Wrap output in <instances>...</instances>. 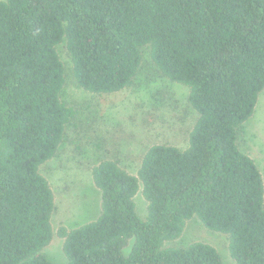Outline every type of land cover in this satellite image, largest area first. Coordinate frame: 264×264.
Returning a JSON list of instances; mask_svg holds the SVG:
<instances>
[{
	"label": "trees",
	"instance_id": "1",
	"mask_svg": "<svg viewBox=\"0 0 264 264\" xmlns=\"http://www.w3.org/2000/svg\"><path fill=\"white\" fill-rule=\"evenodd\" d=\"M147 68L188 87L186 146L146 148L135 175L97 161L98 215L57 231L66 264H223L209 244L165 246L193 218L227 237L235 264H264L263 179L237 144L264 90V0H0V264H54L40 168L76 114L62 100L67 71L105 96Z\"/></svg>",
	"mask_w": 264,
	"mask_h": 264
},
{
	"label": "rangeland",
	"instance_id": "2",
	"mask_svg": "<svg viewBox=\"0 0 264 264\" xmlns=\"http://www.w3.org/2000/svg\"><path fill=\"white\" fill-rule=\"evenodd\" d=\"M59 52L68 70L70 62L65 48L61 46ZM140 74L124 91L97 96L80 90L67 71L62 100L76 114L56 156L40 168L54 195L53 237L43 250L54 264H66L58 229L70 230L93 221L98 215L99 192L90 175L97 161L117 160L135 175L146 148L155 144L186 146L196 118L187 103L188 87L167 80L152 68L143 69ZM237 144L255 161L264 184V90L258 96L252 116L243 124ZM134 202L142 219L146 203L140 193ZM195 242L213 246L223 264H235L228 252L227 237L206 229L195 218L185 223L178 239L165 246L179 248Z\"/></svg>",
	"mask_w": 264,
	"mask_h": 264
}]
</instances>
